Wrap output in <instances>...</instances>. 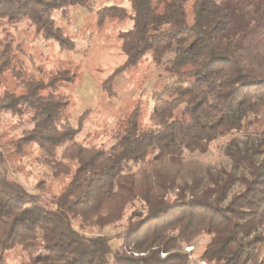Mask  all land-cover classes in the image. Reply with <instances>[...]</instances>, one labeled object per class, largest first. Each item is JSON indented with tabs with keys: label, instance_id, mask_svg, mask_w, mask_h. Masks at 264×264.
Wrapping results in <instances>:
<instances>
[{
	"label": "trees",
	"instance_id": "trees-1",
	"mask_svg": "<svg viewBox=\"0 0 264 264\" xmlns=\"http://www.w3.org/2000/svg\"><path fill=\"white\" fill-rule=\"evenodd\" d=\"M225 1L195 0L191 19L188 0H130L132 12L114 3L97 10L99 27L109 17L133 22L119 33L125 62L102 85L110 96L115 78L148 55L170 74L153 91L151 124L142 123L137 105L106 149L77 139L84 114L77 126L63 120L68 100L58 88L76 73L58 68L39 78L4 29L27 19L43 39L74 51L53 13L88 9L91 0H0V118L16 119L14 153L36 146L54 177H69L46 197L11 176L0 150V264L15 249L19 264H190L186 248L202 235L209 239L199 261L264 264V134L248 147L229 145V168L191 170L190 178L180 170L186 151L206 153L264 114V75L247 72L222 46L233 20ZM123 220L114 235L90 233Z\"/></svg>",
	"mask_w": 264,
	"mask_h": 264
},
{
	"label": "rangeland",
	"instance_id": "rangeland-1",
	"mask_svg": "<svg viewBox=\"0 0 264 264\" xmlns=\"http://www.w3.org/2000/svg\"><path fill=\"white\" fill-rule=\"evenodd\" d=\"M194 1L188 0L187 4L190 19ZM112 3L132 12L130 0H91L88 9L74 6L68 9L66 16L59 11L53 13L56 23L75 41L74 51H63L56 43L43 39L27 19L4 26L15 44L24 50L22 59L25 67L36 72L39 78L47 80L58 68H67L76 73L75 82L61 83L58 88L57 93L68 100L63 120L77 126L84 114V127L77 139L106 149L116 142L129 114L137 105L143 108L142 123L145 127L151 124L149 113L153 107V91L170 79L166 67L154 63L148 55L137 67L128 68L115 78L112 96L103 89L108 76L126 59L119 33L133 24L130 18L109 17L104 26L99 27L97 10ZM224 3L231 9L233 20L223 37L222 46L233 51L247 72L264 75V0H226ZM2 90L0 88V95ZM44 92L47 93L48 89H44ZM258 116L259 119L251 118L252 123L241 130L217 139L206 153L186 151L181 174L190 178L191 170L205 173L208 168H229L231 160L225 154L229 145L233 143L240 148L248 147L264 134V114L260 112ZM15 122L16 119L7 113L0 118V150L7 159L11 176L17 177L33 191H42L46 197L58 194L69 182V177H54L36 146L28 147L23 155L14 153L12 141L18 135ZM137 168L134 167V170ZM38 184L42 190L38 189ZM240 188V184L235 187ZM126 223L123 220L121 225L103 229L93 226L89 230L91 234L114 235ZM208 239V236L202 235L193 246L186 248L190 252V264H210L196 258ZM112 243L118 247L121 240L114 239ZM6 259V264H19L23 255L15 249L6 253ZM259 259H264V241L260 245Z\"/></svg>",
	"mask_w": 264,
	"mask_h": 264
},
{
	"label": "crops",
	"instance_id": "crops-1",
	"mask_svg": "<svg viewBox=\"0 0 264 264\" xmlns=\"http://www.w3.org/2000/svg\"><path fill=\"white\" fill-rule=\"evenodd\" d=\"M192 264V263H191Z\"/></svg>",
	"mask_w": 264,
	"mask_h": 264
}]
</instances>
